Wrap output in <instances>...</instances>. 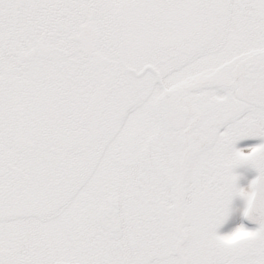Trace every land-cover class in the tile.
<instances>
[{
  "label": "flooded vegetation",
  "instance_id": "obj_1",
  "mask_svg": "<svg viewBox=\"0 0 264 264\" xmlns=\"http://www.w3.org/2000/svg\"><path fill=\"white\" fill-rule=\"evenodd\" d=\"M135 1L145 5V30L140 24L135 27L139 18L128 15L127 21L107 33L112 43L100 47V25L93 19H100V4L93 0H0V224L17 223L16 242L22 250L7 251L16 259L51 263L43 255L48 252L46 230L59 218L65 227L82 231L83 240L97 239L100 264L121 260V264H151L144 254L152 251L150 244L155 242L138 238L146 225L125 216L144 214L138 200L152 198L154 182L167 179L166 168L175 160L179 174L184 162L186 180L190 161L201 150L202 132H226L223 126L239 113H264V107L235 98L240 82L233 77L238 63L264 54V0H198L207 10L218 9L215 15L222 14L226 21L224 36L234 33L246 52L228 73L209 72L187 80L186 67L195 74L200 57L213 62L211 56L222 42L209 30L207 20L200 24L204 31L188 33L185 40L182 0L165 4L155 0L157 8L151 14L146 6L152 0H130L129 5ZM174 6L180 9L176 14L180 18L175 23L176 47L168 51L163 43L157 47L154 38L167 32L163 14ZM126 28L129 36L121 39ZM111 52L116 53L114 62L105 56ZM120 53L127 56V63ZM260 65H252V70ZM142 77L150 87L144 122L148 140L142 151L134 141L127 149V162L115 153L119 162L114 168L120 177L112 198L118 200L122 232L115 241L98 220L108 202L103 200L100 182L86 188L83 181L88 167L100 170V134L110 117L125 113L128 104L134 107L132 102L122 104L118 93L127 80ZM202 90L228 94L221 102L207 101L200 96ZM168 144H173L170 151ZM212 145L219 155L215 140ZM120 147L115 150L124 149ZM78 193L83 195L79 198Z\"/></svg>",
  "mask_w": 264,
  "mask_h": 264
},
{
  "label": "rangeland",
  "instance_id": "obj_2",
  "mask_svg": "<svg viewBox=\"0 0 264 264\" xmlns=\"http://www.w3.org/2000/svg\"><path fill=\"white\" fill-rule=\"evenodd\" d=\"M93 2L100 4V19L93 18L97 22L95 23L100 25V47L112 43L107 39V33L112 32L110 30L114 25L119 27L127 21L128 15L133 14L139 18L135 27L140 24L141 30H145L147 18L143 1H135L130 5V0ZM152 2L146 6L149 14L157 8L155 0ZM165 2L166 0L163 4ZM181 4L183 16L180 20L185 40L188 33L204 31L200 24L207 20L209 30L222 42L221 48L211 56L212 64L207 58L200 57L196 65L194 64L195 68H199L195 74L192 73L191 67H186L185 80L198 78L209 72H230L233 64L245 54L246 46L234 33L224 36L223 26L226 21L221 13L219 16L215 15L217 8L207 10L198 0H182ZM179 10L175 6L166 8L163 15L168 19V30L154 38L157 47L161 43L168 51L176 47L178 28L175 23L180 18V15H176L180 14ZM125 36H129L128 28L120 33L121 39ZM105 56L113 62L117 59L116 53L113 52ZM122 56L123 63H127V56ZM144 59L145 54L141 64L145 63ZM137 70L139 71V67ZM142 79L144 77L136 80L131 78L130 82L127 80L126 86L118 93L122 104L132 102L134 107L131 109L128 104L125 106V113H115L112 115L114 118L110 117L107 127L100 134V170L99 166L90 170L88 167L85 174L83 185L93 188L100 182V192L105 203L114 196L115 180L120 177L114 168L115 163L119 162L115 153L120 152V160L127 162V149L131 148L134 141L137 140L136 145L142 151L148 140V135L144 132V122L151 104V100L147 98L150 95V87ZM227 94L220 90L200 92V96L207 101L219 102L224 100ZM134 119L136 123L133 124ZM223 128L227 131L217 130L215 134H200V154L194 156L188 166V175L182 187V231L185 242L181 246V253L185 264H264V221L250 215L255 182L258 177L264 176V113L256 110L241 115L239 113L238 118ZM214 140L219 155L213 152ZM119 144H122L120 148L124 149L115 150ZM172 145L168 144L169 151ZM169 157L171 161L175 159L170 153ZM213 158L217 163L213 162ZM165 174L166 180L154 182L156 187L151 199L138 200L145 208L143 215L148 216L146 220L141 221L146 225L148 235L138 238L155 242L150 244L152 251L144 254V260H152L151 264L156 259L159 264H179L174 252L175 244L179 240L175 216V186L179 176L177 160L166 168ZM78 195L80 198L83 194ZM78 205L81 206L82 202ZM19 231L17 223H12L11 226L0 224V249L12 253L21 251L16 242ZM82 233L65 227L59 218L54 219L46 230L48 252L43 254L44 258L50 257L51 263L100 264V257L97 258L100 249L97 239H94V242L91 239L83 240ZM121 262L123 260L119 264Z\"/></svg>",
  "mask_w": 264,
  "mask_h": 264
},
{
  "label": "water",
  "instance_id": "obj_3",
  "mask_svg": "<svg viewBox=\"0 0 264 264\" xmlns=\"http://www.w3.org/2000/svg\"><path fill=\"white\" fill-rule=\"evenodd\" d=\"M230 0H227V3ZM261 64L252 70V65ZM263 64V67H262ZM234 79L240 82L239 88L234 96L237 100L247 102L256 107H264V54L255 55L250 59L241 61L237 64L234 72ZM181 173L176 184L175 195V215H176V233L179 237L175 246V253L178 256L180 264H185L180 255V247L185 242V235L182 232V184L185 176L184 162L180 165ZM250 214L252 217L264 220V177L256 181L254 194L250 204ZM98 218L102 228L114 240L121 238L120 218L118 215V201L111 199L108 207L101 209ZM0 264H34L31 262L20 261L13 258L8 252L0 250ZM63 264V263H53ZM70 264V263H67Z\"/></svg>",
  "mask_w": 264,
  "mask_h": 264
},
{
  "label": "trees",
  "instance_id": "obj_4",
  "mask_svg": "<svg viewBox=\"0 0 264 264\" xmlns=\"http://www.w3.org/2000/svg\"><path fill=\"white\" fill-rule=\"evenodd\" d=\"M142 207H144V206H142ZM125 217L127 219H129L130 221H132V222L134 221V222H137V223H142L141 221L143 219L146 220L148 216L147 215H143V214H141V215L138 214V215H128V216H125ZM144 233L148 235V231L147 230H144L143 232L140 230V231H138V236L139 237H143V236H145Z\"/></svg>",
  "mask_w": 264,
  "mask_h": 264
}]
</instances>
